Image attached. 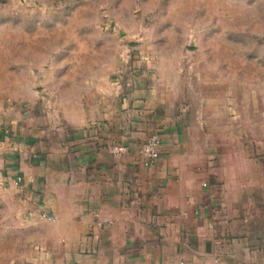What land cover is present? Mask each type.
<instances>
[{"label":"crops","instance_id":"crops-1","mask_svg":"<svg viewBox=\"0 0 264 264\" xmlns=\"http://www.w3.org/2000/svg\"><path fill=\"white\" fill-rule=\"evenodd\" d=\"M139 52L78 59L12 95L0 264H264V152L221 148L235 138L187 106L176 59Z\"/></svg>","mask_w":264,"mask_h":264},{"label":"rangeland","instance_id":"rangeland-1","mask_svg":"<svg viewBox=\"0 0 264 264\" xmlns=\"http://www.w3.org/2000/svg\"><path fill=\"white\" fill-rule=\"evenodd\" d=\"M145 45L176 59L187 106L235 138L221 148L264 152V0H0V111L44 72Z\"/></svg>","mask_w":264,"mask_h":264},{"label":"built area","instance_id":"built-area-1","mask_svg":"<svg viewBox=\"0 0 264 264\" xmlns=\"http://www.w3.org/2000/svg\"><path fill=\"white\" fill-rule=\"evenodd\" d=\"M130 53L131 51L128 49L126 55L122 57V60L125 63L127 62L129 63L132 60V58H130L129 56ZM4 115L5 113L3 111H0V128L3 126ZM159 144H160V137L157 134L153 133L149 135L147 139H145V141L141 144L140 152L147 159L155 160L159 155ZM113 150L116 152H119L123 150V147L122 145H114ZM20 180H21V177L18 176L16 179L18 184ZM207 184H208L207 181H203L204 186H207ZM39 216L48 218L50 220H53L55 218V216L52 215L51 213L44 212V211L40 212Z\"/></svg>","mask_w":264,"mask_h":264}]
</instances>
